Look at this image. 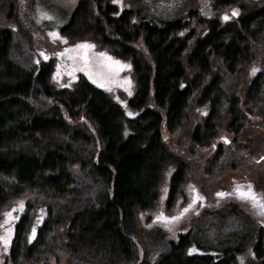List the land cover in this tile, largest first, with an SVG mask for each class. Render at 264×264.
<instances>
[{
	"label": "trees",
	"instance_id": "1",
	"mask_svg": "<svg viewBox=\"0 0 264 264\" xmlns=\"http://www.w3.org/2000/svg\"><path fill=\"white\" fill-rule=\"evenodd\" d=\"M238 1H213L212 18L191 9L185 18L134 20L110 0H80L61 31L105 43L127 64L130 88L119 95L83 75L55 88L53 59L38 55L16 1L0 0V210L23 203L2 264H234L239 246L190 253V231L150 262L138 215L155 205L163 168L174 166L171 198L192 156L221 132L231 138L217 143L211 164L236 169L264 153V3ZM230 2L240 12L224 20ZM163 128L182 131L174 147ZM262 160L252 177L259 186ZM240 220L229 232L234 242L249 240ZM254 239L264 264L263 228Z\"/></svg>",
	"mask_w": 264,
	"mask_h": 264
},
{
	"label": "rangeland",
	"instance_id": "2",
	"mask_svg": "<svg viewBox=\"0 0 264 264\" xmlns=\"http://www.w3.org/2000/svg\"><path fill=\"white\" fill-rule=\"evenodd\" d=\"M12 1L17 3L16 15L19 20H24L22 22L30 31L32 44H35L38 55L43 59L52 58L54 61L50 78L55 88L70 87L79 75H83L98 87L113 89L119 95L122 90L130 88L131 80L125 67L127 64L111 54L110 48L105 43L88 36L81 38L68 36L61 31V28L68 24L71 13L80 0ZM213 1L215 0H119V2L110 0L117 10L124 8L131 10L134 20L169 19L178 16L185 18L191 9L198 10L205 18H212L215 16L212 9ZM236 3L238 6L242 3L254 6L264 3V0H239ZM238 6L235 4L231 8L230 2L223 12L227 16L233 10L239 13ZM2 11L4 10L0 12ZM23 13L27 14L28 18L24 19ZM42 14L52 19L42 18ZM51 33L57 35L52 36ZM78 45H90V47L83 48ZM101 53L104 55L102 56ZM161 135L170 147H174L181 140L182 131L177 129L169 133L163 128ZM230 138V134L221 132L208 148L202 150L201 157L192 156L195 166L187 170L180 191L171 198H169V187L174 166L168 164L163 168L155 205L138 215V224L146 232L144 243L150 262H156L163 257L170 246L178 242L180 234L190 231L194 241L189 244V251L195 248V252H201L204 250L201 246L206 244L211 246L210 249L207 248L209 252L239 246L240 250L236 252L234 264H258V257L253 247L254 237L259 227L264 231V216L260 215V209L254 207L250 200L241 199L235 190L241 186L242 191H247L248 186L251 185L252 191L264 203V186L256 185L252 181L255 164L259 159L264 158V153H260L259 158L256 156L236 169L228 168V163L224 160L211 164L208 155L213 152L217 143L227 145ZM240 153L238 152L237 155ZM263 163L262 160L259 164ZM204 165L211 167L210 172L204 170ZM217 193L226 195L218 196ZM21 204L23 205L18 201L0 210V237H8V242L14 222L23 209ZM189 205L192 207L189 208ZM186 208L188 211L184 212ZM232 208L238 211V216L227 215L228 210ZM6 213H11V217L5 215ZM43 214L42 206L32 212L29 237L33 228L36 231ZM161 216L164 219H158ZM241 216H245L249 224V228L246 227L247 232H250L249 240L234 242L229 232L233 226L241 225L239 224ZM173 217L180 218L173 220ZM6 247L7 245L0 239V264L4 259Z\"/></svg>",
	"mask_w": 264,
	"mask_h": 264
},
{
	"label": "snow or ice",
	"instance_id": "3",
	"mask_svg": "<svg viewBox=\"0 0 264 264\" xmlns=\"http://www.w3.org/2000/svg\"><path fill=\"white\" fill-rule=\"evenodd\" d=\"M113 2H119V0H113ZM232 15L233 16L238 15V11L237 10H233ZM42 18L52 19L51 17L47 16L46 14H42ZM223 19L224 20H228L229 17L227 15H225L223 17ZM51 35L52 36H56L57 34L56 33H51ZM78 47L87 48V47H90V45H78ZM101 55L103 56L104 54L101 53ZM116 63H119V62H116ZM125 67H127V66H125ZM256 71H257V69H253V73H255ZM193 191H195V190L193 189ZM235 191H237L239 193V196H240L241 199L250 200L253 203L254 207H257V208L260 209V215L264 216V203H262L261 200L257 197V195L252 191L251 185L248 186V190L247 191H242L241 190V186H238ZM217 195L218 196H224L226 194L225 193H217ZM22 207H23V205L21 204V209H22ZM191 207H192V205H189V208H191ZM187 211H188V208L184 209V212H187ZM5 215L11 217L12 214L11 213H6ZM179 218L180 217H173L172 219L173 220H178ZM158 219H164V218L161 216V217H158ZM34 236H35V228H33L32 235L29 237V240L34 238ZM0 239H2L4 241L5 245L8 244V237H0ZM195 251H196V249L192 248L190 250V253L191 252H195Z\"/></svg>",
	"mask_w": 264,
	"mask_h": 264
}]
</instances>
